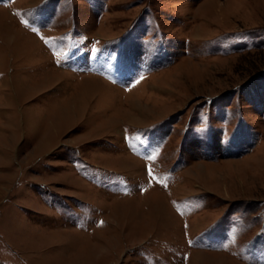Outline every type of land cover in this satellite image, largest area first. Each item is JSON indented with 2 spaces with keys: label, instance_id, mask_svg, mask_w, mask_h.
I'll use <instances>...</instances> for the list:
<instances>
[{
  "label": "rangeland",
  "instance_id": "rangeland-1",
  "mask_svg": "<svg viewBox=\"0 0 264 264\" xmlns=\"http://www.w3.org/2000/svg\"><path fill=\"white\" fill-rule=\"evenodd\" d=\"M0 264H264V0H0Z\"/></svg>",
  "mask_w": 264,
  "mask_h": 264
},
{
  "label": "snow or ice",
  "instance_id": "snow-or-ice-1",
  "mask_svg": "<svg viewBox=\"0 0 264 264\" xmlns=\"http://www.w3.org/2000/svg\"><path fill=\"white\" fill-rule=\"evenodd\" d=\"M34 30H35V29H34ZM146 158H148V159H154V156L149 155V156L146 157ZM148 171H149V175L151 176V172H152V170L149 169Z\"/></svg>",
  "mask_w": 264,
  "mask_h": 264
}]
</instances>
